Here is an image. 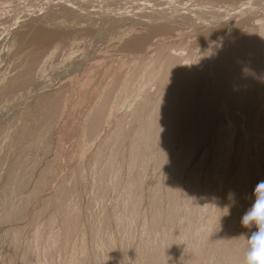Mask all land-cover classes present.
Masks as SVG:
<instances>
[{"label": "rangeland", "instance_id": "374dc122", "mask_svg": "<svg viewBox=\"0 0 264 264\" xmlns=\"http://www.w3.org/2000/svg\"><path fill=\"white\" fill-rule=\"evenodd\" d=\"M261 180L264 0H0V264H245Z\"/></svg>", "mask_w": 264, "mask_h": 264}, {"label": "clouds", "instance_id": "9594fccd", "mask_svg": "<svg viewBox=\"0 0 264 264\" xmlns=\"http://www.w3.org/2000/svg\"><path fill=\"white\" fill-rule=\"evenodd\" d=\"M218 40L222 41L223 37H219ZM253 195L254 201L240 221L245 228L256 229L247 239L245 264H264V180L256 184ZM229 198L235 203L234 194L230 193Z\"/></svg>", "mask_w": 264, "mask_h": 264}, {"label": "bare ground", "instance_id": "6f19581e", "mask_svg": "<svg viewBox=\"0 0 264 264\" xmlns=\"http://www.w3.org/2000/svg\"><path fill=\"white\" fill-rule=\"evenodd\" d=\"M56 36H57V34H56Z\"/></svg>", "mask_w": 264, "mask_h": 264}]
</instances>
